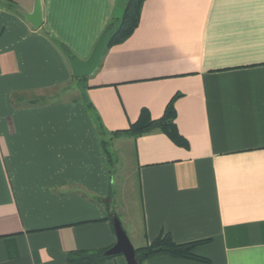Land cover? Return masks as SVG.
I'll list each match as a JSON object with an SVG mask.
<instances>
[{"label": "crops", "instance_id": "crops-1", "mask_svg": "<svg viewBox=\"0 0 264 264\" xmlns=\"http://www.w3.org/2000/svg\"><path fill=\"white\" fill-rule=\"evenodd\" d=\"M34 2L0 0V264L111 249V214L134 249L204 241L206 262L141 264H264V0H145L82 79L68 59L88 61L124 2L40 0L37 29ZM175 95L186 147L125 133Z\"/></svg>", "mask_w": 264, "mask_h": 264}, {"label": "trees", "instance_id": "trees-1", "mask_svg": "<svg viewBox=\"0 0 264 264\" xmlns=\"http://www.w3.org/2000/svg\"><path fill=\"white\" fill-rule=\"evenodd\" d=\"M144 1L145 0H127L122 17L119 20H113L108 26L107 30L113 29V32L106 47L125 41L133 33L138 25L141 5ZM178 97L179 95H175L171 98L165 107L162 117L158 120H151L146 111L142 110L136 122L132 123L125 133L133 137H138L151 130L157 129L164 133L176 145L186 147L184 140L177 133L174 123V103ZM120 133L121 132H116L115 134ZM202 242L204 241L177 244L172 241L169 235H160L150 244L135 249V253L141 263L156 256H170L179 259H191L206 262V259L201 258L194 253L195 247ZM108 249L91 253L75 252L68 255L67 260L72 264H98L105 258L109 257L104 255Z\"/></svg>", "mask_w": 264, "mask_h": 264}, {"label": "water", "instance_id": "water-1", "mask_svg": "<svg viewBox=\"0 0 264 264\" xmlns=\"http://www.w3.org/2000/svg\"><path fill=\"white\" fill-rule=\"evenodd\" d=\"M23 18L35 29L41 25L40 0H35L32 13H22ZM113 29L105 31L96 43L91 57L83 63L75 57L68 59L72 76L82 79L91 76L97 69ZM110 221L116 236V244L104 253L105 256L122 255L127 264H141L118 217L111 214Z\"/></svg>", "mask_w": 264, "mask_h": 264}, {"label": "rangeland", "instance_id": "rangeland-1", "mask_svg": "<svg viewBox=\"0 0 264 264\" xmlns=\"http://www.w3.org/2000/svg\"><path fill=\"white\" fill-rule=\"evenodd\" d=\"M122 2H124V7H125V5L127 4V0H122ZM121 15H122V13H121ZM120 15V16H121ZM77 86V83L76 82H72V83H70V88L71 89H74L75 90V87ZM81 87V86H80ZM73 90V91H74ZM72 91V90H71ZM97 127H98V125H97ZM117 205H119V202L117 203Z\"/></svg>", "mask_w": 264, "mask_h": 264}]
</instances>
